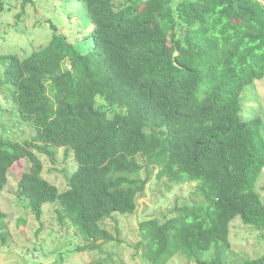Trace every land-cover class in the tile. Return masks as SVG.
I'll return each instance as SVG.
<instances>
[{"label": "trees", "instance_id": "1", "mask_svg": "<svg viewBox=\"0 0 264 264\" xmlns=\"http://www.w3.org/2000/svg\"><path fill=\"white\" fill-rule=\"evenodd\" d=\"M70 1L84 2L94 23L87 51L52 24L46 46L0 53V92L35 130L24 141L0 134V194L15 170L36 217L59 202L58 223L86 241L84 251L115 240L105 223L134 215L152 181L196 183L174 215L140 222L137 250L149 264L178 253L188 264H229L236 217L264 230V120L247 117L243 101L264 82V2ZM4 9L0 1V18ZM60 149L77 163L61 191L41 156L54 163ZM6 217L0 209V231ZM211 249L214 258L202 259ZM244 264H264V254Z\"/></svg>", "mask_w": 264, "mask_h": 264}, {"label": "rangeland", "instance_id": "2", "mask_svg": "<svg viewBox=\"0 0 264 264\" xmlns=\"http://www.w3.org/2000/svg\"><path fill=\"white\" fill-rule=\"evenodd\" d=\"M4 2V12L0 18V53L18 47L27 54L46 46L52 36V24L65 33L71 43L83 51L89 48L87 36L94 23L86 13L84 2L70 0H27L23 16L18 19L24 0H0ZM127 0H117L124 3ZM180 0H174L175 3ZM264 2V0H262ZM264 82L248 88L243 101L247 117L262 116L264 120ZM100 105L105 106L103 100ZM14 102L0 92V134L18 141L33 137L32 125L20 121L15 115ZM264 135V126L262 129ZM44 177L61 190L68 187V178L77 168L73 153L66 157L60 149L53 163L46 155ZM25 168L30 162L25 161ZM15 170L9 174V183L0 194V209L7 214L8 229L0 231V264H89L92 260L116 262L118 264H149L143 251L137 250L141 240L140 222L151 218L172 216L176 206L185 205L191 198L196 183H185L169 187L165 180L152 181L146 192L138 198V209L133 215H116L115 220L105 223L113 231L115 240L101 247L82 250L86 241L68 225H61L55 210L60 203L44 204V215L38 219L29 206V200L18 195V175ZM257 190L264 201V171L257 184ZM42 227V228H41ZM230 246L223 249L229 264H244L248 258L264 254V230L245 225L236 217L230 225ZM214 249L202 254V259L211 260ZM167 264H188L181 253L176 254ZM192 264H195L192 262Z\"/></svg>", "mask_w": 264, "mask_h": 264}]
</instances>
